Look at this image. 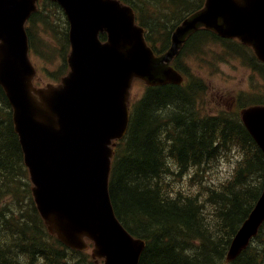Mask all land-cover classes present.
<instances>
[{"label": "water", "instance_id": "95a60500", "mask_svg": "<svg viewBox=\"0 0 264 264\" xmlns=\"http://www.w3.org/2000/svg\"><path fill=\"white\" fill-rule=\"evenodd\" d=\"M37 1L0 0V85L13 109L37 209L48 231L70 249L87 250L90 241L93 257L104 264H139L146 242L123 227L109 192L114 142L129 128L133 82L182 84L171 63L202 28L239 39L264 62V0H206L176 29L162 56L122 1L51 0L70 24V70L60 84L44 88L34 83L25 29ZM242 120L264 153V106L243 110ZM263 223L264 191L234 238L228 261L249 247Z\"/></svg>", "mask_w": 264, "mask_h": 264}, {"label": "trees", "instance_id": "16d2710c", "mask_svg": "<svg viewBox=\"0 0 264 264\" xmlns=\"http://www.w3.org/2000/svg\"><path fill=\"white\" fill-rule=\"evenodd\" d=\"M121 1L134 8L138 22L147 30L148 43L162 54L169 48L175 28L201 9L205 0ZM39 3L40 11L30 24L59 37L67 49L63 55L66 66L70 43L64 12L57 3ZM217 42L239 56L250 51L207 30L194 34L174 62L188 77L185 84L147 88L132 107L128 135L115 149L111 200L124 227L147 242L140 264H264V226L238 259H226L233 238L261 194L264 156L239 114L232 117L224 111L210 116L200 111L205 86L188 73L184 56ZM248 65L264 79V64L252 59ZM261 99L258 103L264 104V95ZM231 149L239 150L242 158L230 179L209 185L201 172L196 192L179 186L182 173L210 167ZM23 170L12 109L0 86V203L12 194L21 208L19 192L25 185L19 173ZM24 194L31 196L30 186ZM30 204L28 210L16 213L17 206L11 202L0 204V264H97L89 253L63 246L48 232L32 198Z\"/></svg>", "mask_w": 264, "mask_h": 264}, {"label": "rangeland", "instance_id": "374dc122", "mask_svg": "<svg viewBox=\"0 0 264 264\" xmlns=\"http://www.w3.org/2000/svg\"><path fill=\"white\" fill-rule=\"evenodd\" d=\"M29 29L32 35L30 59L38 70L35 85L36 87H44L53 81V76H50L49 72H55L56 76H61L65 72L62 58V47L64 46L60 43L61 40L58 36L51 37L40 25H30ZM231 51L234 52L233 50ZM43 54H55V57L45 60L40 57V55ZM192 54L193 56L187 53L184 56V60L188 66V73L207 88L204 98L205 102L203 104V110L206 113L218 115L221 112L228 111L231 116L234 117V114L239 111V105L237 103L238 98L249 101L251 97L256 99V97H262V95H264V79L260 74L254 73L250 66L245 63V55H233L228 52L227 48H225L221 42L215 44L207 43L202 47L200 52H192ZM145 90V83L136 80L131 89L130 105L141 99ZM250 104L247 102L242 105L245 106ZM238 158L239 152L236 149L228 150L227 155L223 156L216 165H211V168L206 166L205 170H200V172H204L202 175L203 182L216 184L218 186L222 180L230 175L234 163ZM20 174H22L21 177L25 185L20 187L19 192L21 208H18L17 203L12 200V194L11 198L7 199L8 202H11L12 206H17V208L13 209L15 213L19 211V209L22 211L23 208L26 210L31 208V196L29 197L24 194L26 189H28L29 186L31 189L32 186L29 179V172L28 170L26 172L24 169L22 172L20 171L19 176ZM18 181H21L20 177ZM192 182L189 186L191 189H193L196 184L194 179ZM197 183H200L199 180ZM178 184L179 186H185V184L181 182ZM19 213L20 215H24L26 212ZM91 250L89 251L91 252Z\"/></svg>", "mask_w": 264, "mask_h": 264}, {"label": "bare ground", "instance_id": "6f19581e", "mask_svg": "<svg viewBox=\"0 0 264 264\" xmlns=\"http://www.w3.org/2000/svg\"><path fill=\"white\" fill-rule=\"evenodd\" d=\"M182 186V185H181ZM193 188V187H192ZM163 201V200H162ZM2 231V230H1Z\"/></svg>", "mask_w": 264, "mask_h": 264}]
</instances>
